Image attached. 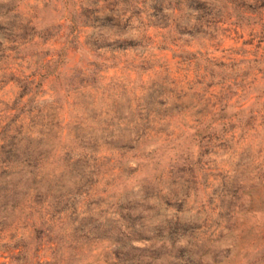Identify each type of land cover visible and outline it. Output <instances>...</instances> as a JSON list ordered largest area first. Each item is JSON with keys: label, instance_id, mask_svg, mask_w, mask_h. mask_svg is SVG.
<instances>
[{"label": "rangeland", "instance_id": "rangeland-1", "mask_svg": "<svg viewBox=\"0 0 264 264\" xmlns=\"http://www.w3.org/2000/svg\"><path fill=\"white\" fill-rule=\"evenodd\" d=\"M0 264H264V0H0Z\"/></svg>", "mask_w": 264, "mask_h": 264}]
</instances>
